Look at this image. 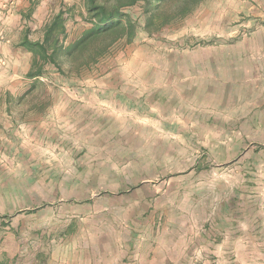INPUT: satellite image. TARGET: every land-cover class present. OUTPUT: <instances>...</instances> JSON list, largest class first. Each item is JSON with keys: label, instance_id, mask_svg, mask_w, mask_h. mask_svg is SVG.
<instances>
[{"label": "rangeland", "instance_id": "374dc122", "mask_svg": "<svg viewBox=\"0 0 264 264\" xmlns=\"http://www.w3.org/2000/svg\"><path fill=\"white\" fill-rule=\"evenodd\" d=\"M55 1L59 7L73 6L67 20L72 42L91 28L79 0ZM141 7L142 3H136L122 9L137 23L130 44L124 40L110 44L106 55L89 68L79 66L83 58L64 63L61 72L48 66L42 82L28 96L30 103L41 97L49 103L70 98L61 87L79 89L76 105L63 112L73 110L63 135L47 131L37 144L33 140L28 146L34 151L40 149L33 154L38 158L33 161L45 166L15 169V177L0 171V227L13 226L16 231L8 232L18 243L15 257L8 258L2 245L6 241L0 239V263L40 264L59 245L81 249V260L90 255L104 260L106 223L118 219L119 214H125L126 229L142 226L153 211L158 212L162 224L171 220L167 211L175 216L191 213L193 208L198 211L201 198L212 199L214 204L216 195L227 200L231 195L246 194L245 188L232 185L234 178H249L255 183L263 180L264 166L260 169L257 163H264V136L256 134L258 125L253 134H246L247 138L228 150L221 145L227 139L216 136L212 129L218 123L201 121L199 112L191 114L189 129L175 121L172 130L174 120L164 113L169 103L166 85L161 82H166L170 51L186 52L216 44L192 36L198 31L180 29L184 21H264V0H202L184 20L152 35L144 30ZM249 29L240 27L235 39H247ZM188 37H195V41ZM125 66L127 70L120 72ZM110 67L115 74L112 80L122 84L106 95V69ZM152 68L158 78L152 75L156 73H151ZM106 96L112 97L109 107ZM124 105L127 114L119 116L117 112ZM174 114L182 115L183 109ZM240 124L241 120L226 125ZM246 155L253 156L256 164L236 171L234 166L246 162ZM225 161L223 168L218 166ZM183 196L188 197L186 202H182ZM79 244L89 248L95 245L98 254H92L93 249L78 248Z\"/></svg>", "mask_w": 264, "mask_h": 264}, {"label": "crops", "instance_id": "0c3cea01", "mask_svg": "<svg viewBox=\"0 0 264 264\" xmlns=\"http://www.w3.org/2000/svg\"><path fill=\"white\" fill-rule=\"evenodd\" d=\"M62 8L55 0H15L8 10L6 0H0L3 36L0 38V171L3 175L9 172L15 177V169L22 171L25 167L45 166L43 162L33 161L38 159L33 154L37 155L40 149L34 151L28 146L33 140L37 144L41 134L47 131H60L58 134L62 136L67 121H72L73 110L70 109L69 114L63 112L78 102V88L61 87L69 99H54L47 103V98L41 97L30 103L32 99L28 96L36 84L42 82L48 66L39 76L30 77L33 56L21 46L24 38L42 42L44 25ZM187 20L180 29L198 31L192 36L216 44L195 46L186 52H169L166 82L161 83L166 85L169 103H166L164 113L174 120L172 130L176 123L189 129L191 114L199 112L201 121L218 123L212 129L217 132L216 136L227 139L221 142L226 150L253 134L255 125H258L256 134L264 136V21ZM240 27L250 28L247 39H235ZM66 31L70 43L67 25ZM188 38L190 41L195 39ZM126 70V66L119 68L120 72ZM113 72L111 67L106 69V95L122 84L112 80ZM152 72L156 69L152 68ZM156 74L152 75L158 78ZM106 98L109 107L112 97ZM182 109L183 114L176 117L175 111ZM123 113L127 114L125 105L117 112L119 116ZM236 120H241L238 127L226 125L232 121L236 123ZM243 160L246 162L240 161L241 166H234L236 171L256 164L250 155L244 156ZM234 163L239 164L238 161ZM225 164L226 161L220 162L218 166L223 168ZM257 166L262 169L264 163H257ZM194 168L199 167L196 164ZM234 181L235 188H245L247 193L231 195L227 200L216 195L214 204L212 199L201 198L198 211L193 208L191 213L180 216L167 211L166 214L170 213L172 217L168 215L171 220L166 223L159 222L156 211L138 228L126 229L124 213L119 214L118 219L109 220L104 260L92 259L91 255L81 260L78 257L81 249H74L76 246L54 245L57 248L50 250L46 255L48 259L40 264H264V178L258 183L249 178H234ZM256 192L260 194L256 196ZM182 198V202L188 200V197ZM8 231L16 229L1 226L0 239H5L3 250L8 253V258H13L18 243ZM77 247L93 249L92 254H98L95 245L89 248L79 244ZM39 251L33 256L36 257ZM89 253L87 251V255ZM70 254L76 256L69 257Z\"/></svg>", "mask_w": 264, "mask_h": 264}, {"label": "trees", "instance_id": "16d2710c", "mask_svg": "<svg viewBox=\"0 0 264 264\" xmlns=\"http://www.w3.org/2000/svg\"><path fill=\"white\" fill-rule=\"evenodd\" d=\"M79 3L92 26L75 41L67 43L66 31L73 6L60 9L44 25L42 42L22 40L21 46L33 56L30 77L39 76L45 66L61 72L64 63L78 58H83L80 67L89 68L106 55L110 44L118 40L130 44L137 23L123 12L124 6L142 3L144 30L152 35L169 28L174 21L184 20L200 6L202 0H79Z\"/></svg>", "mask_w": 264, "mask_h": 264}, {"label": "built area", "instance_id": "2783aa9c", "mask_svg": "<svg viewBox=\"0 0 264 264\" xmlns=\"http://www.w3.org/2000/svg\"><path fill=\"white\" fill-rule=\"evenodd\" d=\"M15 0H6V5L8 6V10H10V7L13 6ZM2 30H1V21H0V38H2Z\"/></svg>", "mask_w": 264, "mask_h": 264}]
</instances>
